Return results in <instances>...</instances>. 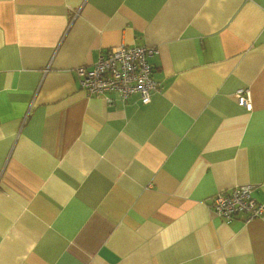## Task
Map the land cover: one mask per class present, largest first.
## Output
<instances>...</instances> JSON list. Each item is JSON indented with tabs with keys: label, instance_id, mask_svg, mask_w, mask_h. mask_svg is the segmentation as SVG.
<instances>
[{
	"label": "crops",
	"instance_id": "obj_1",
	"mask_svg": "<svg viewBox=\"0 0 264 264\" xmlns=\"http://www.w3.org/2000/svg\"><path fill=\"white\" fill-rule=\"evenodd\" d=\"M117 45L156 49L149 103L79 86ZM242 184L264 203V0H0V264H264V214L211 209Z\"/></svg>",
	"mask_w": 264,
	"mask_h": 264
},
{
	"label": "built area",
	"instance_id": "obj_2",
	"mask_svg": "<svg viewBox=\"0 0 264 264\" xmlns=\"http://www.w3.org/2000/svg\"><path fill=\"white\" fill-rule=\"evenodd\" d=\"M155 50L148 46H114L99 54L92 65H79L74 69L78 84L89 94L116 92L123 101L136 94L142 104H147L151 91L158 86L152 79V67L147 61ZM233 99L239 105L250 107L247 88L237 89ZM253 189L251 184H242L217 192L211 203L213 214L227 223L236 217L248 222L261 216L264 214V203L253 197Z\"/></svg>",
	"mask_w": 264,
	"mask_h": 264
},
{
	"label": "bare ground",
	"instance_id": "obj_3",
	"mask_svg": "<svg viewBox=\"0 0 264 264\" xmlns=\"http://www.w3.org/2000/svg\"><path fill=\"white\" fill-rule=\"evenodd\" d=\"M127 46V45H126Z\"/></svg>",
	"mask_w": 264,
	"mask_h": 264
}]
</instances>
